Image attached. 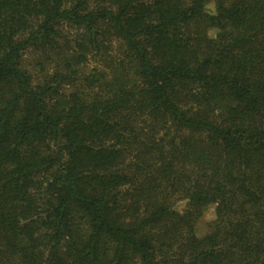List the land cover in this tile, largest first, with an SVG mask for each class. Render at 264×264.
I'll return each mask as SVG.
<instances>
[{
    "label": "trees",
    "instance_id": "16d2710c",
    "mask_svg": "<svg viewBox=\"0 0 264 264\" xmlns=\"http://www.w3.org/2000/svg\"><path fill=\"white\" fill-rule=\"evenodd\" d=\"M0 264H264V0H0Z\"/></svg>",
    "mask_w": 264,
    "mask_h": 264
},
{
    "label": "rangeland",
    "instance_id": "374dc122",
    "mask_svg": "<svg viewBox=\"0 0 264 264\" xmlns=\"http://www.w3.org/2000/svg\"><path fill=\"white\" fill-rule=\"evenodd\" d=\"M214 8H215V5H214V2H211L209 5H208V10L209 12L213 13L214 12ZM210 33H214V35H211V36H215V32L214 31H211ZM33 54L29 55V54H26L25 55V58H24V65L26 66V68L30 69V70H33L34 69V62H33ZM32 62H33V65H32ZM91 66H93V64H91ZM40 68L38 67L37 68V71H35V75L40 78L42 77V72L38 71ZM36 70V69H35ZM215 208L214 206H209L205 209L204 211V214H203V217L199 220V222L197 223V226H196V234L199 236V237H203L205 236L208 231H209V224L215 219Z\"/></svg>",
    "mask_w": 264,
    "mask_h": 264
},
{
    "label": "clouds",
    "instance_id": "9594fccd",
    "mask_svg": "<svg viewBox=\"0 0 264 264\" xmlns=\"http://www.w3.org/2000/svg\"><path fill=\"white\" fill-rule=\"evenodd\" d=\"M210 35H214V33H210Z\"/></svg>",
    "mask_w": 264,
    "mask_h": 264
}]
</instances>
